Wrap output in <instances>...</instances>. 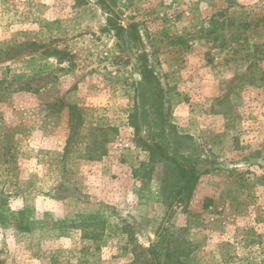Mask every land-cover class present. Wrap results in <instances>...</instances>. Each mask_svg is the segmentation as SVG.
<instances>
[{
  "label": "rangeland",
  "instance_id": "1",
  "mask_svg": "<svg viewBox=\"0 0 264 264\" xmlns=\"http://www.w3.org/2000/svg\"><path fill=\"white\" fill-rule=\"evenodd\" d=\"M106 5L0 0V264H264V0Z\"/></svg>",
  "mask_w": 264,
  "mask_h": 264
},
{
  "label": "trees",
  "instance_id": "2",
  "mask_svg": "<svg viewBox=\"0 0 264 264\" xmlns=\"http://www.w3.org/2000/svg\"><path fill=\"white\" fill-rule=\"evenodd\" d=\"M98 1L100 2V4L107 7L106 0H98ZM161 155L166 158V156H164L163 153H161ZM180 172H181V177L184 179V183H183V185L180 188L178 193H179V196H181L182 200H183L192 192V189L194 188V184L196 182L197 176L195 173V169H189V168H186L184 166H180ZM135 176L136 177L139 176L138 171L135 172ZM0 214H1V206H0ZM158 246H159V244L152 247L149 251V254L152 256L153 262H157V264H163V262L161 260V254L158 250Z\"/></svg>",
  "mask_w": 264,
  "mask_h": 264
},
{
  "label": "water",
  "instance_id": "3",
  "mask_svg": "<svg viewBox=\"0 0 264 264\" xmlns=\"http://www.w3.org/2000/svg\"><path fill=\"white\" fill-rule=\"evenodd\" d=\"M111 9L117 14V15H119V13H118V10L117 9H115L114 7H111Z\"/></svg>",
  "mask_w": 264,
  "mask_h": 264
}]
</instances>
